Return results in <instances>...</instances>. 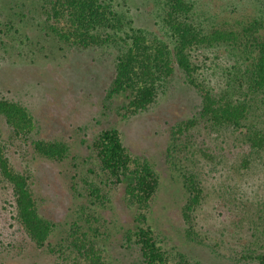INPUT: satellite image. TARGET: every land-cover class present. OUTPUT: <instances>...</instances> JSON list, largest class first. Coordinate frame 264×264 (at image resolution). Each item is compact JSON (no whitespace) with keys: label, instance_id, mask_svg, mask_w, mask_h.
I'll list each match as a JSON object with an SVG mask.
<instances>
[{"label":"rangeland","instance_id":"obj_1","mask_svg":"<svg viewBox=\"0 0 264 264\" xmlns=\"http://www.w3.org/2000/svg\"><path fill=\"white\" fill-rule=\"evenodd\" d=\"M111 1L131 25L161 33L165 0ZM47 2L0 0V98L26 105L35 120L32 138L65 142L69 155L63 161L40 157L2 119L0 127L11 161L31 177L40 213L57 228L50 244L37 248L14 217L12 190L0 181V264H73L71 244L83 231L99 240L109 264H142L125 236L138 224L139 207L130 203L125 186L105 184L93 147L99 133L111 127L121 132L132 155L148 159L160 176L149 222L171 255L182 252L195 264H253L246 257L250 251L264 252V200L254 198L264 178L240 170L250 151L244 136L214 131L205 121L177 132L201 105L198 91L181 74L148 110L127 113L125 95L107 98L115 54L60 44L49 35ZM200 5L214 22L229 19L235 28L264 13V0H201ZM230 50L195 49L198 81L218 91L228 82L234 85L237 61ZM256 117L264 127L262 112ZM191 174L202 178L205 189L194 226L184 214ZM245 192L253 200H243Z\"/></svg>","mask_w":264,"mask_h":264},{"label":"trees","instance_id":"obj_2","mask_svg":"<svg viewBox=\"0 0 264 264\" xmlns=\"http://www.w3.org/2000/svg\"><path fill=\"white\" fill-rule=\"evenodd\" d=\"M200 1L165 0L160 34L125 21L111 0H48L45 13L49 35L60 44L69 49H104L115 54L114 75L107 98L125 95L128 102L124 109L131 115L148 110L181 74L186 83L198 91L201 105L194 118L177 125V132L205 121L214 131L239 133L250 148L242 157L240 170L244 175L257 174L264 178V127L256 117L258 111L264 115V13L238 22L240 28H235L229 19L214 22L204 12ZM225 46L228 51L231 49L230 58L237 61V66H233L235 84L228 82L224 90L218 91L198 81L192 52L199 47ZM1 119L14 136L29 141L40 157L63 161L69 155L65 142L32 138L34 116L21 102L0 98ZM93 147L106 177L105 184L125 186L130 203L139 207L135 218L138 224L125 236L138 248L142 264H195L182 252H178L177 257L171 255L149 222L152 202L161 187L153 164L146 158L132 155L115 127L99 133ZM0 181L12 190L14 217L26 236L37 248L49 245L57 224L40 213L31 177L11 161L1 127ZM93 186L98 193L99 186ZM186 187L190 198L184 214L194 226L193 214L201 206L205 191L203 180L191 174L186 177ZM257 188L255 200H264V187L258 183ZM243 194V200H253L246 192ZM72 249L73 264H109L103 246L87 231L72 241ZM246 257L253 264H264V252L250 251Z\"/></svg>","mask_w":264,"mask_h":264}]
</instances>
